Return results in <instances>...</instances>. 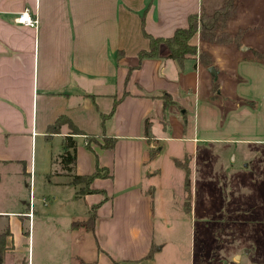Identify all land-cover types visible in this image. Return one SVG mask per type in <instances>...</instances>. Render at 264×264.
<instances>
[{
	"label": "crops",
	"instance_id": "crops-1",
	"mask_svg": "<svg viewBox=\"0 0 264 264\" xmlns=\"http://www.w3.org/2000/svg\"><path fill=\"white\" fill-rule=\"evenodd\" d=\"M223 3L0 0V182L12 173L15 187L26 177L34 183L36 169L41 179L56 164L54 152L62 153L71 131L67 124L57 133L47 128L62 116L82 133L73 135L72 173L91 174L96 163L110 173L91 184L104 195L79 196L78 185L55 182L73 189L70 200L82 204L84 215L70 218L62 231L70 238L64 239L67 248L51 264H158L164 244L155 221L174 211L195 213L191 195L184 209L180 164L191 171L199 156L207 160L212 152L199 150L201 145L264 141V0H236L223 31L228 43L203 41L198 31L190 40L196 54L181 63L168 59L164 48L158 58L138 59L148 48L145 34L171 37L187 26L188 16H211ZM24 9L37 19L35 29L14 23ZM251 120L259 134L252 135ZM88 135L96 139L91 150ZM104 137L115 139L112 148L101 147ZM178 176L183 182L172 206L168 181ZM159 185L164 195L157 197ZM16 198L27 210L0 208V233H10L3 264H33L35 214L29 202ZM84 235L93 240L91 257L80 248ZM200 236L191 235L185 250L179 246V264H239L250 255L245 247L243 254L228 251Z\"/></svg>",
	"mask_w": 264,
	"mask_h": 264
},
{
	"label": "rangeland",
	"instance_id": "rangeland-1",
	"mask_svg": "<svg viewBox=\"0 0 264 264\" xmlns=\"http://www.w3.org/2000/svg\"><path fill=\"white\" fill-rule=\"evenodd\" d=\"M246 1L251 3L252 0ZM245 6V2L241 4V7ZM245 21L247 19L244 18ZM223 31H218L217 35ZM250 117L253 118V115ZM257 125L252 120L248 125L252 135L261 132ZM200 149L209 150L212 155L207 160L199 156L197 164L191 166L189 185L191 206L195 213L186 215L185 211H182L184 214L174 211L170 219L155 221L157 238L164 244V251L157 258L158 264H179V246H184L185 250L191 235L198 234L203 241L225 247L228 251L236 249L243 254L244 247L250 249L248 258H243L239 264L262 263L264 141L256 139L235 144L214 143L201 145ZM232 153H235L234 159ZM55 154H58L57 150L53 155L56 164L53 162L54 165L46 174L41 175V179L36 169L34 183H30L26 177L25 182L15 187L12 173L0 182L1 209L27 210V204H19L17 196L29 202L30 211L35 214L33 264H51L56 260L67 248L64 239L68 242L70 238L63 235L62 231L69 228L70 218H81L84 215L82 204L70 200L74 195L73 189L55 184L72 180L71 173L61 168L59 156ZM182 182L181 176L171 177L168 181L171 185L168 200H171L172 206L178 204L179 191L176 187L180 188ZM163 191L160 185L157 186L156 196H163ZM80 235L76 234V237ZM92 245V237H81L80 248L84 250L85 257L92 256Z\"/></svg>",
	"mask_w": 264,
	"mask_h": 264
},
{
	"label": "trees",
	"instance_id": "trees-1",
	"mask_svg": "<svg viewBox=\"0 0 264 264\" xmlns=\"http://www.w3.org/2000/svg\"><path fill=\"white\" fill-rule=\"evenodd\" d=\"M235 3L236 0H224L222 7L211 16H188L187 26L185 28L176 29L171 37H153L145 34V37L148 40V48L146 50H141L138 53L139 61L160 57L161 48H164L168 59L181 63V61L187 57L194 56L196 54V46L192 45L190 40L198 31L203 41L219 44L230 42L231 38L227 34L222 33L221 35H217V32H222L224 30L227 20L234 12ZM237 37L238 36H236L235 39ZM199 56L202 62L208 63V56L205 53H200ZM102 118L104 119L105 117L103 116ZM62 124H67L71 132L68 136H65L63 140L62 153L59 155V164L61 165V168L71 173V184L79 186L77 192L79 196L95 193L104 195L103 191L92 189L91 184L95 179L109 178L110 173L107 169L99 167L96 163L95 169L91 174L78 176L72 173L76 164V142L73 139V135L82 134L81 131H79L66 117L62 116L59 117L53 124L48 126L47 132L49 134L57 133ZM95 142V137L88 135L85 143L86 148L91 150V143ZM114 143L115 139L104 137L101 147L104 149H110L113 147ZM176 164L179 166L180 163L176 161ZM180 165H182L185 172L184 192L186 196L184 200V209L189 210L191 195L189 185L190 171L185 164ZM96 207L97 206H94L92 208L91 215L86 221L87 227H91L93 224V211ZM75 225L77 224L74 223L73 226ZM9 235L10 233L7 229L0 233V264H3L4 254L7 249V238ZM21 264H23V262Z\"/></svg>",
	"mask_w": 264,
	"mask_h": 264
},
{
	"label": "built area",
	"instance_id": "built-area-1",
	"mask_svg": "<svg viewBox=\"0 0 264 264\" xmlns=\"http://www.w3.org/2000/svg\"><path fill=\"white\" fill-rule=\"evenodd\" d=\"M14 23L28 29H35L38 25L37 19L28 9L20 11L14 18Z\"/></svg>",
	"mask_w": 264,
	"mask_h": 264
},
{
	"label": "water",
	"instance_id": "water-1",
	"mask_svg": "<svg viewBox=\"0 0 264 264\" xmlns=\"http://www.w3.org/2000/svg\"><path fill=\"white\" fill-rule=\"evenodd\" d=\"M209 71V73L213 76V77H215V73L214 72H212L213 71V69L211 68V69H209L208 70Z\"/></svg>",
	"mask_w": 264,
	"mask_h": 264
}]
</instances>
